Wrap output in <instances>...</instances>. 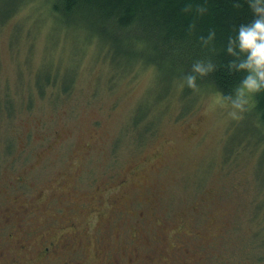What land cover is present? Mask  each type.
Here are the masks:
<instances>
[{
  "label": "rangeland",
  "instance_id": "1",
  "mask_svg": "<svg viewBox=\"0 0 264 264\" xmlns=\"http://www.w3.org/2000/svg\"><path fill=\"white\" fill-rule=\"evenodd\" d=\"M22 4L0 18V216L17 213L22 264H264L254 105L233 117L213 90L169 94L166 73ZM0 226V264L22 261L16 227ZM49 241L61 246L39 260Z\"/></svg>",
  "mask_w": 264,
  "mask_h": 264
},
{
  "label": "trees",
  "instance_id": "2",
  "mask_svg": "<svg viewBox=\"0 0 264 264\" xmlns=\"http://www.w3.org/2000/svg\"><path fill=\"white\" fill-rule=\"evenodd\" d=\"M35 1L40 0H3L0 18H12L20 10L21 3L25 8ZM43 1L49 6L41 5L47 8L51 17L92 31L111 46L116 58L127 56L124 60L127 66L130 67L132 62L143 63L166 73L169 94L180 86L181 96L186 100L193 99L203 90L234 95L247 74L246 69L239 68L244 54L233 56L228 52V46L229 37L237 36L239 25L255 18L250 0ZM212 32L214 36L210 35ZM124 41L129 44L125 49ZM198 60H203L205 65L214 64L215 70L207 75L197 73L198 87L192 89L187 86L185 77L193 72L192 65ZM232 61H236L234 69ZM122 69L125 73L126 67ZM50 80L54 82L52 85H49ZM49 86L57 87L54 77L45 79L39 93L43 95ZM71 90L70 85L62 86V94ZM254 99L256 103L249 116L259 130H264V89L255 93ZM144 118L139 117L135 120L138 124L134 125L139 126ZM256 127H252L250 133L264 141L263 137L259 138ZM148 130L151 131V127Z\"/></svg>",
  "mask_w": 264,
  "mask_h": 264
},
{
  "label": "clouds",
  "instance_id": "3",
  "mask_svg": "<svg viewBox=\"0 0 264 264\" xmlns=\"http://www.w3.org/2000/svg\"><path fill=\"white\" fill-rule=\"evenodd\" d=\"M250 3L253 5L255 18L250 23L239 25L237 36L229 37L228 46V52L233 56L239 57L241 53L244 54V58L240 60L239 68L246 69L247 74L235 89L234 95L220 93L217 96L219 101H230L229 114L233 117H238L248 111L256 103L254 94L264 89V0H250ZM210 35L214 36L215 33L212 32ZM232 65L234 69L236 61H232ZM192 67L193 72L185 77L187 86L192 89L198 87L197 73L207 75L210 71L215 70L214 64L205 65L203 60H198Z\"/></svg>",
  "mask_w": 264,
  "mask_h": 264
},
{
  "label": "flooded vegetation",
  "instance_id": "4",
  "mask_svg": "<svg viewBox=\"0 0 264 264\" xmlns=\"http://www.w3.org/2000/svg\"><path fill=\"white\" fill-rule=\"evenodd\" d=\"M22 182V181H21ZM15 205L17 206V208L19 209V210H21V212H23V213H25V214H31L33 211H31L29 208H27V207H25L24 205H22V204H19V202H18V197L16 196L15 197ZM6 210H10V208H7ZM12 210V209H11ZM12 214L13 215H15V214H17V213H7V214H1V216H0V220H3L4 221V225L5 226H14V227H16V229L15 230H11L10 231V233H8V236L10 237V238H14V242H15V244L13 243V241H11L12 243H13V245L20 251V252H22V254H17V256L18 257H21L22 258V261H20V259L19 260H17V258L15 259V260H12V262H13V264H22L23 263V261H24V259H25V257H24V255H23V253L24 252H26L27 251V246H26V244L24 243V241H22V239H20L21 237H19V236H16L15 235V232H17L18 230H19V226H20V224H14L13 223V220H12ZM67 226L68 227H70V226H72V227H74L73 226V224H69V223H67ZM18 228V229H17ZM0 230H1V226H0ZM64 240V239H63ZM64 245H69V243L68 242H65L64 243ZM71 245V244H70ZM61 246V243H58V242H55V241H49V243H48V245H46V246H44V248L42 249V250H38V253L36 254V257H39V260L41 259H47L48 257H52L53 256V254H55L56 253V251H57V248H59ZM3 255V253H0V256H2ZM24 258V259H23ZM34 259V258H33ZM36 259H38V258H36ZM26 262V261H25ZM64 264H79V262H77V261H72V260H70V261H66ZM110 264H116V260H112V261H110Z\"/></svg>",
  "mask_w": 264,
  "mask_h": 264
}]
</instances>
